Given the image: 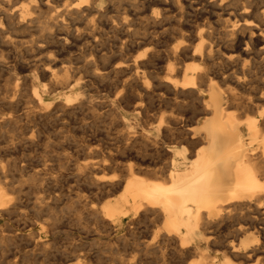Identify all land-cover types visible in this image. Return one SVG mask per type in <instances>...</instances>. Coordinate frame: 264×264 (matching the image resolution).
<instances>
[{
  "label": "bare ground",
  "instance_id": "obj_1",
  "mask_svg": "<svg viewBox=\"0 0 264 264\" xmlns=\"http://www.w3.org/2000/svg\"><path fill=\"white\" fill-rule=\"evenodd\" d=\"M117 1L119 0H0V43L18 45L17 47L25 45L26 53L30 56L34 55L36 50H41L45 40L52 36L58 46L67 45L71 29L76 32L75 38H78L80 36L78 24L84 25L88 32L86 37L93 40V43L90 40L92 44H95L97 31L102 25L113 31L116 42L120 45L119 49H114L118 51L117 55L107 57L104 54L95 55V52L93 54V50H90L92 44L88 43L89 59L82 70L84 69L94 79L111 80L116 86L113 91L100 97L86 93L83 78L77 77V71L68 67V62L62 67L59 66L61 68L57 66L58 69L53 65L41 66L40 63L39 66L42 67L40 71L38 64L32 65V68H27L29 64H26V67L20 65L19 71L15 70L14 73L19 75L14 88L9 86L11 90L0 99L9 110L5 113L0 112V130L22 120L30 130L29 125L36 121L50 123L53 121L63 125L67 118L65 116L71 117L84 110L91 112L90 117L92 114L109 117L114 128L111 134L115 133L117 140L114 145H98V140L85 138L80 140V144L77 143L78 139L77 142L74 141L79 147H73L90 158L86 162L73 164L79 174L77 180L81 178L96 191L97 200H103L98 207L90 206L83 200L84 206L95 216L97 222L93 221L94 218L91 221L98 224L96 231L103 230L102 234L106 235L104 232H107L108 236V232L120 230L127 220L129 233L132 232V228L135 231V227L142 224L146 227H143L145 231L142 234L148 235L149 238L143 235L142 239L141 235L139 238L136 237V233H131L132 238L135 236L133 239L135 243L140 246L139 248L143 247L144 251L154 250V253L162 256L169 252V258L176 257L184 263L187 261V264H264V0H194L189 4L190 7L194 6L193 11H196L191 14L193 20L188 23L184 20L189 6L185 8L182 0H135L131 4L132 10L119 8L115 6L116 3L110 7L112 8L110 11L109 7H103L106 2ZM215 7L221 14H216L213 22L211 11ZM41 19L44 27L41 29L39 27L40 36L35 38L31 36L29 39L19 37L18 31L29 29ZM169 20L171 27L163 29L162 24ZM137 23L145 25L143 28H152V35L157 32L155 29L159 25H162L163 32L158 38L150 36L139 43L135 42L136 44L132 46L134 43L130 45V40L134 38H129L134 31L132 33L131 27ZM213 24L219 28L222 38L217 37L224 46L214 40ZM53 26L59 27L58 31L61 33L54 35L51 32ZM137 38L140 40L141 37ZM242 46L244 47L241 48ZM103 59L108 61L103 63ZM252 62L260 66L262 75H258L259 73L248 75L252 69ZM162 64L164 65L161 66ZM215 65L219 72H213L212 67ZM27 69L26 76H22V72ZM39 78L48 79L50 89L46 88L48 85L46 86L43 81V90L38 91ZM27 81L32 91L30 98L26 96L29 100H24L26 97L22 95L24 93H21L19 86ZM59 83H63V87L60 85L58 99L51 102L49 97ZM87 91L89 92L88 89ZM19 124L18 122L17 125ZM45 126L50 127L48 124ZM21 130L19 132L23 133ZM42 133L40 132L41 135ZM33 136L31 130L25 140L32 142ZM108 136L110 138V135ZM41 139L43 141V138ZM72 140L68 139L69 142ZM105 141L104 143L107 142ZM54 145L57 144L53 143L52 146ZM56 149L58 151V147ZM2 150L6 152V149ZM11 160L7 162L14 161ZM4 161L0 158V180L7 168ZM22 161L24 160L21 159ZM46 165L50 166L48 163ZM20 177L19 174L18 179ZM25 178L26 176L24 181ZM1 182L0 214H13L18 203L13 201L10 191L8 192ZM47 183L49 186L50 183ZM60 183L62 184V181ZM79 202L76 201L77 205ZM35 205L37 206V203ZM24 214L20 215L24 218ZM127 242L124 244L127 245L129 243ZM34 244L43 245L39 241ZM159 256L161 258V255ZM118 259L117 256L114 260ZM69 260H76L75 264H82L77 257ZM132 260L133 257L121 258L119 262L133 264ZM168 263L167 260L166 264Z\"/></svg>",
  "mask_w": 264,
  "mask_h": 264
},
{
  "label": "rangeland",
  "instance_id": "obj_2",
  "mask_svg": "<svg viewBox=\"0 0 264 264\" xmlns=\"http://www.w3.org/2000/svg\"><path fill=\"white\" fill-rule=\"evenodd\" d=\"M130 1H131V3H130ZM132 2L134 3L135 0H133V1L132 0H128V1L127 0H119V1L113 2V3L106 2V3L103 4V7H105V8L109 7L108 11H110L112 9L110 7H113V5H115V3H116L115 6H117L119 8H126V9L128 8V10L129 9L132 10L133 9V8H131ZM193 2H194V0H185V1L182 0V3H184L185 6H186L185 8H187L188 6L190 7L189 3H193ZM125 5L127 7H124ZM188 8H187V11L185 9L186 13H185V20H184L187 23L190 22L191 20H193L192 19L193 18L192 15L194 14L193 12L196 11V10L193 11L194 6L190 7L189 9ZM191 9H192V11H191ZM211 14H212V17H211L212 19L211 20L213 22H215L216 14H221V11H219V9H217V7H215L213 9V11H211ZM188 18H189V20H188ZM101 19L103 21V18H101ZM42 21L43 20L41 19V21L39 23L36 22L35 24H33V26L31 25V27L29 29H27V30L18 31V33H20L19 37H23L24 39H29V38H31V36L33 38L40 36L41 35L40 29L42 27H44L43 23H41ZM80 25L81 24H78V27L80 28V30H79L80 36L78 38H75V34L74 33H76V32H74V30L71 29L70 30V35L68 36L67 45L63 46L62 44H59V46H58L57 43L55 42L54 36H52V38L50 37L49 39H47V41L45 40V43L47 45L49 44L48 46L45 43L42 44V49L41 50H36L34 52V55H31V56H30L29 53H26V46L25 45H22V47H21V45H19L20 47H17L18 45H5V44L0 43V55H1V58H0V99L3 98V96L5 95V93L8 90H11L10 88H12V87L14 88V86H15L14 83H16L17 78H19L18 77L19 75H14V73H15V70L17 72L19 71V68H20L19 66L20 65H22L23 67H26L25 65L29 64V66L27 68H32V65L38 64V66H39L40 63H41V66H43L44 64L53 65L54 67L56 66L55 68H57V69H58L59 66L62 67L64 65H66L67 62L69 64L71 63L70 65L67 64V66L68 67H72V69L75 68L74 71L75 72L77 71L76 72L77 77L83 78L84 90L89 95H92V96L94 95V96H99L100 97V96L106 95L108 92L113 91L115 89V87H116L113 81L108 80V79H99V80L94 79L93 77H91V75L89 73H86V71H84V69L82 70L83 65L85 66L86 61L89 59V55H88L89 53H88L87 46L89 44H92L93 40L90 39V37L89 38L86 37V33H88L87 30L84 29L85 28L84 25H81L82 26V29H81ZM162 25H163V29H168V28L171 27L172 24H171V21L169 20V21L164 22ZM162 25H159V26H161L160 27L161 29H159V26H157V28H156L157 30L155 29V31H157V32H155L153 34L154 36L151 33L153 31L152 28H148V27H144L143 28V26H145V25H143V24L142 25H138V23L136 25H133L131 27V30H132V33H133V31H134V33L132 34V36H130L129 39H131V37L134 38V39L130 40V45L132 43H134V44H132V46H133L136 43H139V41H142L144 39H148L150 36L158 38L159 36H161V32H163L162 31ZM167 25H169V26H167ZM213 25H214L213 28L215 30L214 33H213L214 40L215 41L217 40L216 41L217 43L219 42L221 45L224 46V44L221 41V39L220 38L218 39V37L222 38V36L220 34V31H219V28L216 26V24H213ZM39 27H40V29H39ZM138 28H139L140 31L137 30ZM35 29H37L38 31L35 30ZM58 29H59V27L53 26L51 28V30H52L51 32L54 35H56L58 33H61L60 31H58ZM158 29H159V31H158ZM33 30H34V32H33ZM30 31H32V33H30ZM21 32H22V35H21ZM112 32L113 31H111L109 28H106L105 26L101 25L99 27V29L97 31V40H96L95 44L91 45L92 49L90 48L91 51L93 50V54L95 52V55H96V53H97L98 56L104 54L107 57H109V56L112 57V56L117 55L116 53H118V51L114 50V49H119L120 45H119V42H116L117 40H116L115 34L112 33ZM141 33H143V34H141ZM254 36L256 37L257 34H255ZM80 37H82L83 40ZM135 37L136 38L137 37H139V38L141 37V38L139 40L138 38L136 39ZM112 38H114V39H112ZM72 40H74V41H72ZM88 40H89V42H88ZM90 40L92 41V43H91ZM102 41H104V43H102ZM107 41H109V42H107ZM52 42L54 43L53 45H52ZM96 45L97 46L99 45V46L97 47ZM226 45H229V44H226ZM102 46L104 47V49H102L103 48ZM12 47H14L15 49L12 48ZM99 47H100V49L103 52L101 50H99ZM243 47L244 46H242L241 48H243ZM56 48H57V50H56ZM70 48H71V50H70ZM77 48L79 49V51H78ZM97 49L99 50V52H98ZM65 51H67L68 53L70 52L69 53L70 56ZM106 51L109 52V55H108V52H106ZM113 52H115V53H113ZM36 53H37V55H36ZM84 53H86L87 55L86 54L84 55ZM4 54L5 55L7 54L8 56L7 55L4 56ZM46 54H48V55H46ZM73 54H75V55H73ZM43 55L46 56V57H44ZM49 55H50V57H49ZM14 56L15 57L17 56V58H14ZM71 57H73V58H71ZM39 58H40V60H39ZM59 58H60V60H59ZM51 59H52V61H51ZM3 60H5V61H3ZM11 60H14V61H11ZM55 60H56V62H55ZM63 60H65L64 63H63ZM77 60H79V61L77 62ZM106 60L107 59H103V63H106L108 61V60L107 61ZM9 61H10V63H9ZM258 61H259V59H258ZM57 62H59V63H57ZM253 63L254 62H252L251 72L248 75H253V74L257 75V73H259L258 75H262L261 74L262 71L260 72V66L258 64L254 65ZM14 64H16V65L14 66ZM164 64H162L161 66H163ZM61 67H59V68H61ZM77 68H78V70H80V71L82 70V71L78 72ZM214 68H216V69H214ZM217 68L218 67H216V65L214 67H212L213 72L214 71L215 72H219V69H217ZM41 69H42V67L39 68V71ZM22 73H23L22 76H26L25 74L28 73V69L26 71L22 72ZM85 73H86V75H85ZM60 74H61V72H60ZM12 78L15 79V80H13ZM89 80H91V81H89ZM43 81L45 82L46 86L48 85L46 88L50 89V88H48L49 87V83H47V82H49L48 79H40L39 78V80H38L39 83H37V90L40 91V92L43 90L42 89L43 88L42 85L44 84ZM11 82H13V83H11ZM100 83H101V85H100ZM29 84L30 83H28V81H27V82L24 83V85L21 84V86H19V90L22 91L21 93H24L22 95L23 96L25 95V97L27 96L28 98H30V96H29V95H31L30 91H32V88H30ZM60 85H61V87H63L62 86L63 83H59L57 85L58 87H56V90L50 95L49 100L51 102H55L58 99L57 98V93L59 91H61ZM9 86H10V88H9ZM20 87L22 89H20ZM90 88H91V90L93 92L90 90ZM27 89H28V91H27ZM87 89L89 90V92L87 91ZM95 89L98 90V91L96 92ZM23 90H25V91H23ZM94 90H95V92H94ZM104 90L105 91L107 90V92H105ZM27 97L24 98V100H29ZM5 108H7V106L4 104V102H2L0 100V112H4V113H5V111L9 112L8 108H7V110ZM102 111H104V110H101V112ZM85 112L87 114H85ZM89 113H91V112H89L88 110H84V111L77 112L75 115H73L71 117L70 116H65L67 118L65 119V123L63 125H62V123L58 124V123H54L53 121H51V123H50V121L49 122L48 121H38L40 123H38L36 121L33 124H30L29 126H30L31 130L34 133V136H33L34 138H33L32 142H29V141L25 140L26 135L29 136L31 130L26 126L24 120H22L21 122L17 121L15 123H13L12 126L9 125V126H6L7 128L5 127L4 129L0 130V136H1L0 137V150H1L0 158L3 161L6 160V162L4 161V163H6L5 164V168L7 167L5 169V175L2 177L0 182L3 181L1 183L3 185H5V187H6L8 192L10 191V195L13 197L12 198L13 201L15 203H18L17 204L18 205L17 206V210L13 214H9V215H1L0 214V225H2V226H0V230H1L0 231V264H61V263L62 264H69V263L75 264L76 260H71V261L69 260L72 257L73 258L77 257L79 259V262H81L82 264H114V263L115 264H120L119 261H120L121 258H129V257L130 258L133 257V260H132L133 264H136V263H139V262H140V264H159V263L162 264V262H163V264L164 263L166 264L167 260L169 262L168 264H170V263L171 264L172 263L176 264L175 261H177L178 264H187V261L184 263L179 258L176 259V257H172V256H171V258H169L170 257L169 252L168 253H164V256H162V254H158L157 252L154 253V250H146L147 251L146 252V251H144L143 247H141L142 248V250H141V248H139L140 246H138L135 243V241L133 240L135 238V236L133 235L134 237L132 238V234L131 233L132 232L136 233V237L137 236L139 237L141 235L140 237L142 238L143 235H144L142 233H144L145 228H146L143 224L137 227L138 230L140 229L139 232H138V230H136L137 228L135 227V231H134V228H132L131 229L132 232L129 233L128 232L129 231V228H128L129 225H128V221L127 220L124 221L123 226H122V228L120 230H118L116 232L112 231V233L108 232V236H107V232H104L106 235L102 234L103 230H101L102 232L99 231V230L96 231L97 227H98V224H96L94 222H97V221L95 219V216H93L88 211V208H86L84 206V201H87L90 206L93 205L95 207H98L99 206L98 204H101L103 202V200L102 201H98L97 200V195L98 194H96V191L93 190L91 187H89V185L86 182H84L81 178L77 180V178H79V174H78V171L76 169V166H75L76 164L75 163L78 162L80 164L83 161L86 162V160H90V158H89V156L86 157L87 155L84 156L83 153L78 152L79 151L78 148L75 149L73 147L74 146L79 147V145H77V143L80 144V140L81 139H85V138L86 139L94 138L95 141L98 140L99 141V142L97 141L98 145H114V143H116L117 140H116L115 133L111 134L112 132H114L113 131L114 128H113L111 122L109 121L110 120L109 117H106L103 114H96V115L92 114V117H90L91 115ZM99 115H101L102 117H100ZM96 116H97V118H96ZM101 119H102V121H101ZM18 122L20 123L19 125H17ZM36 123L38 125H36ZM105 123H106V125H104ZM14 124H16V126H14ZM39 124H40V126H39ZM47 124L50 127L45 126ZM49 124H52V125H49ZM68 125H69V127H68ZM107 125H109V126H107ZM35 126L37 128H35ZM9 127H10V129H9ZM22 127H23V129H22ZM17 128H19V129H17ZM76 128H79V129H76ZM20 130L23 133L19 132ZM14 131H15V133H14ZM38 132H39V134H38ZM40 132L41 133L43 132L42 133L43 135H41ZM106 132H107V134H106ZM56 133H57V135H56ZM72 133H73V135H72ZM74 133H76V135ZM108 135H110V138H109ZM113 135L115 137H113ZM5 136H7V137H5ZM16 136H17V138H16ZM48 136H49V138H48ZM63 136H65V137H63ZM69 136H70V138H69ZM112 137L114 138L113 140L111 139ZM1 138H2V140H1ZM41 138H43V141H42ZM47 139H49V140H47ZM68 139H69V141L71 139H73V140H72V142H69ZM77 139H78V142H77ZM17 140L19 141V143H17L18 142ZM104 140L107 141V142L105 141L107 144L104 143ZM3 141H5V142H3ZM74 141H76L77 143L74 142ZM112 141H115V142H112ZM26 142H28L30 144L32 143V145H30L28 143L26 144ZM109 142H111V143H109ZM38 143H39V145H38ZM53 143L57 144V145L52 146ZM97 143L95 142V144H97ZM5 146H7V147L9 146V147L7 148ZM24 146H25V149H23ZM2 147H4V148H2ZM57 147H58V151L56 149ZM19 148H21V149L19 150ZM2 149H6L5 150L6 152H4V150H2ZM7 150H8V152H7ZM70 150L72 152H70ZM76 151H77V153H75ZM16 152L17 153L19 152V153L17 154ZM65 152L66 153L68 152V154H66ZM71 153H73V154H71ZM11 156H12V158H11ZM16 158H17V160H16ZM11 159L16 161L17 163L16 162L13 163L14 161L13 162H7V160L8 161H12ZM21 159L24 160V161L21 162ZM81 159H84V160H81ZM29 161H30V163H29ZM43 161H44V163H43ZM48 161H50L51 163L48 162ZM10 163H12V164L10 165ZM20 163H21V165H20ZM40 163L43 164V165H40ZM47 163L50 166L52 165L51 168H50V166L46 165ZM57 164H59V165H57ZM73 164H75V165H73ZM9 165H10V167H8ZM42 166H43V168H42ZM11 167H13V168L9 170V168H11ZM14 167H15V169H14ZM26 167L29 168V169H26ZM71 167L72 168L74 167L75 169L74 168L71 169ZM7 169L9 171H7ZM13 169L15 171H13ZM68 169H69V171H68ZM24 171H26V172H24ZM18 173L21 176L20 179H18L19 178V174ZM59 174H60V176H59ZM77 174H78V176H77ZM12 175L15 176V177H13ZM56 175L59 178L56 177ZM25 176H26V178H25L26 180L24 181V177ZM11 177H13V178L10 179ZM64 177H65V179H64ZM32 178H34L37 183ZM16 179L18 181H20V182H18ZM38 179H39V181H37ZM15 180H16V182H15ZM56 180L59 183H57ZM60 180L62 181V184L60 183L61 182ZM76 180H77V182H76ZM8 181H9V183L7 184ZM23 181H24V183H23ZM46 183L47 184L50 183L49 186L46 185ZM55 183L58 185V188H57V185ZM51 185H53V186H51ZM54 185H55V187H54ZM70 185H72V186H70ZM85 185L87 187H85ZM67 186H68V188H67ZM27 187H28V189L30 191L27 189ZM29 187H31V188H29ZM60 187L62 188V190H61ZM70 187H72L71 190H73L74 192L69 190ZM75 187L76 188L78 187V188L76 189ZM80 187H81V189H80ZM8 188H9V190H8ZM11 188H12V191H11ZM46 188H47V190H46ZM86 189H87V191H86ZM47 191L49 192V194H48ZM82 191H84V192H82ZM44 192H46V194H43ZM50 192H51V194H50ZM89 192L91 193L90 195H89ZM55 195H57V196H55ZM71 196L74 197V198H72ZM76 196L78 198H76ZM82 197H83V199H82ZM33 198H35V201H34ZM40 198H41V200H40ZM54 198H56L55 201H54ZM69 198L70 199L72 198V199L69 200ZM95 198H96V200H95ZM17 199L18 200L20 199L21 201L20 200L18 201ZM36 199H37V201H36ZM51 199H53V200H51ZM81 200H82L83 203H81ZM49 201H52V203L49 202ZM76 201H78V202L80 201L79 203H81V204L79 205V203H78V205H77ZM48 202H49V204H51L50 206H49ZM96 202H97V204H96ZM36 203H37V206L35 205ZM42 204L43 205H47V207L45 206V208H44V206ZM23 205H24V207H23ZM81 205H83L84 208ZM21 207H23V208H21ZM79 208H81V209H79ZM38 209H40V210L37 211ZM86 210H87V212H86ZM17 213H18V215H17ZM84 213H86V214H84ZM88 213H90L91 215L88 214ZM20 214H24V218H23V215H20ZM255 216H256V218H259V216H257V215H255ZM25 218H26L27 221L26 220L24 221ZM93 218H94V220H93ZM91 219L94 222L91 221ZM43 224H45V225H43ZM46 225H47V227H46ZM95 225H97V226H95ZM143 227H145V228H143ZM4 228L6 230H4ZM44 228H47V230L44 229ZM48 228H49V230H48ZM125 233H127V234H125ZM137 233H139V234L137 235ZM16 235H17V237H16ZM129 235H131V236H129ZM29 236H32V237H29ZM48 236H49V238H48ZM102 236H104V237H102ZM126 236H127V238H126ZM144 237L145 238H149L148 235H144ZM122 238L124 240H126V241H123ZM96 239L98 240L97 242H96ZM24 240L26 242L23 243ZM37 240L40 243L42 242L43 245L42 246H35L34 243L38 242ZM118 240H119V242H118ZM122 241H123V243H122ZM125 242H127L129 244V246H128V244L127 245L124 244ZM131 242L132 243L134 242L135 245H134V243L132 244ZM117 243H118L119 246L116 245ZM123 244H124V246H123ZM111 245L113 246V248H112ZM133 245L135 246V248H134ZM75 246H76V248H75ZM127 246H128V248H127ZM136 246L138 248V250H137L138 252L136 251ZM115 248H117V250ZM72 249H73V251H72ZM33 250H35V251H33ZM76 251H78V252H76ZM70 252H71V255H72L71 257H70ZM115 252L117 254L114 255ZM152 252L154 254L151 255ZM118 253H120V254H118ZM128 253H129V255H128ZM146 253L148 255H146ZM142 254H144V255H142ZM155 254L157 255V257H156ZM159 255H161V258H160ZM67 256H68V258H67ZM117 256H118L119 259L116 261L114 259L115 258L117 259ZM139 256H140V258H139ZM165 257H166V259H164ZM158 258H160V260ZM162 258H163L164 261L162 260ZM156 259H158L159 262ZM68 260H69V262L67 263ZM136 260H137V262H136ZM161 260H162V262H161ZM112 261H113V263H112ZM85 262H87V263H85Z\"/></svg>",
  "mask_w": 264,
  "mask_h": 264
}]
</instances>
